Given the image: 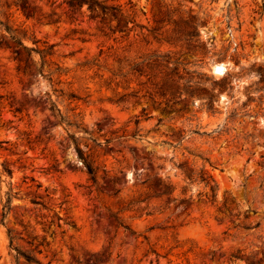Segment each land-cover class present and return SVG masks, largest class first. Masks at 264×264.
Masks as SVG:
<instances>
[{"label":"rangeland","instance_id":"374dc122","mask_svg":"<svg viewBox=\"0 0 264 264\" xmlns=\"http://www.w3.org/2000/svg\"><path fill=\"white\" fill-rule=\"evenodd\" d=\"M99 1L121 11L0 0L52 52L0 45V264H38L9 229L42 264H264V0ZM190 13L198 34L174 42ZM185 84L205 92L173 98Z\"/></svg>","mask_w":264,"mask_h":264},{"label":"trees","instance_id":"16d2710c","mask_svg":"<svg viewBox=\"0 0 264 264\" xmlns=\"http://www.w3.org/2000/svg\"><path fill=\"white\" fill-rule=\"evenodd\" d=\"M66 1L68 2V4L71 7H76V6L82 7L85 3H87L89 5V7H91L92 9H97L98 7H100L104 12L107 11V13H108V11H111L114 9L121 11V8H119V5L117 6V5L109 4V3L106 4V3H103L99 0H66ZM16 4H18V3H16ZM22 6H23L24 10L28 7L26 5V3H24V2L22 4ZM198 19H199L198 16L195 14H192V13H190L188 15V17L181 18L180 20L170 18L169 21L174 22L173 32L175 34H177V37H176L174 42H176V43L187 42L189 44H192L194 37L198 34V31H197ZM180 22H184L185 30H180V28L178 26ZM0 24L3 27V33L0 36V45L4 44L7 47L12 48L13 52L15 53V56L18 60H20V61L23 60L25 52L28 56H32L33 52H40V53L44 52L45 54L42 55V60H44V57L47 54L52 53L50 50V47L43 49V50H38L35 47L28 46L24 41V38L27 36V34L23 30H19L18 28H14L12 25L5 23L2 20H0ZM166 56H170V55L166 54ZM137 67L138 66H135V69ZM137 69L140 70L139 68H137ZM41 70L43 71V67L41 68ZM180 78L184 79V76L181 75ZM225 80L226 79H224V81ZM187 81H189V80H187ZM224 85L225 84H223L221 86L222 89L225 87ZM204 92H205V89H203V88L202 89L199 87L191 88L190 86L185 84L184 87H180L178 85L175 88H173V90L171 91V95L173 96V98H176V97H182L184 95V93H187L188 97H190V96L192 97L195 95H200V93H204ZM210 97H212V95ZM209 104L211 105V103H209ZM51 109L54 112V114L59 118V121L61 123L66 122L69 125L73 124V122H71V120H69L67 118V116L63 114L61 108L58 106V104L56 102L52 101ZM72 140L75 143V147H76V150L78 152L79 158L82 160V164L86 168L87 172L90 174L91 178L94 181H96L97 180V167L94 165L93 161L90 160L89 155H87L85 153V151L83 150V148L79 145V143L77 142V137L73 136ZM186 176H187V178H189L192 181L200 179L201 181H204L207 184L209 183L210 175L205 176L203 173V169H201L200 172H196L195 170H192V169L186 170ZM211 190L213 191L212 196L214 197L215 196V186L214 185L211 186ZM169 191L170 192L174 191V187L170 188V184L166 183V189L164 192H169ZM15 196H16V193L8 192V198H7V201L4 205L3 212L1 214V216H2L1 220H0L1 223L5 222L9 210L12 208V199ZM181 201H188V203L190 205L193 202V197H188V198L183 197L181 199ZM34 202L38 203V201H34ZM8 232H9V238H10V245L12 247H14V249L16 250L17 260H19V258L22 256L28 262H36L38 264H42V260L38 256H36L35 254H32L31 252L23 249L19 245H14V241L16 239V236L13 235L12 229H9ZM29 243L33 244L31 241H29ZM232 257H234L236 259H238V258L245 259L244 255H241L239 253H233Z\"/></svg>","mask_w":264,"mask_h":264},{"label":"bare ground","instance_id":"6f19581e","mask_svg":"<svg viewBox=\"0 0 264 264\" xmlns=\"http://www.w3.org/2000/svg\"><path fill=\"white\" fill-rule=\"evenodd\" d=\"M222 70H223L222 65H219V64H218V65H217V71H218V72H221Z\"/></svg>","mask_w":264,"mask_h":264}]
</instances>
